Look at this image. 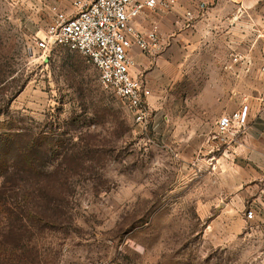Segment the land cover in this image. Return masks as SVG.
Returning a JSON list of instances; mask_svg holds the SVG:
<instances>
[{
  "label": "rangeland",
  "instance_id": "1",
  "mask_svg": "<svg viewBox=\"0 0 264 264\" xmlns=\"http://www.w3.org/2000/svg\"><path fill=\"white\" fill-rule=\"evenodd\" d=\"M82 1L0 0V230H18L4 237L15 264H264V0L160 14L179 23L158 30L176 61L146 129L85 56L36 48ZM244 104L246 134H220ZM32 142L29 167L18 151Z\"/></svg>",
  "mask_w": 264,
  "mask_h": 264
},
{
  "label": "built area",
  "instance_id": "2",
  "mask_svg": "<svg viewBox=\"0 0 264 264\" xmlns=\"http://www.w3.org/2000/svg\"><path fill=\"white\" fill-rule=\"evenodd\" d=\"M75 12L68 15L57 12L54 23L44 38H36L38 50L49 53L61 47L85 56L99 73L100 84L113 90L123 102L135 123L146 129L150 119L148 98L151 93L139 78L132 76L131 52L138 48L152 56L165 38L154 25L148 31H139L134 21L144 12L170 13L175 0H93L77 2ZM194 19L187 13L184 22ZM264 74V65L261 68ZM257 114L264 111V95L257 99ZM251 108L244 104L236 112L222 116L216 123L219 133L229 134L238 129L246 134Z\"/></svg>",
  "mask_w": 264,
  "mask_h": 264
},
{
  "label": "crops",
  "instance_id": "3",
  "mask_svg": "<svg viewBox=\"0 0 264 264\" xmlns=\"http://www.w3.org/2000/svg\"><path fill=\"white\" fill-rule=\"evenodd\" d=\"M152 13L155 12L146 11L134 21V25L139 31H148L153 25H157L160 32L163 33V30L166 31L170 29L169 27H173V24L175 23L173 15L160 16V14L162 15L164 13L159 12L157 14L160 19L157 20ZM165 25H168V28H165ZM176 25L178 26L179 23ZM173 54L175 55L174 46L167 43L166 40L161 43L152 56L145 55L138 48H134L131 52L133 62V67L131 69L132 76L142 80L145 84V88L151 92L150 89L153 87V82L159 83L163 80L165 67L168 65L167 59L170 58V61L173 63L176 61ZM252 111L254 112V109L251 108V113ZM255 111L257 110L255 109ZM259 119L260 122L257 121L253 123L254 131L262 133L264 131V115H262Z\"/></svg>",
  "mask_w": 264,
  "mask_h": 264
},
{
  "label": "trees",
  "instance_id": "4",
  "mask_svg": "<svg viewBox=\"0 0 264 264\" xmlns=\"http://www.w3.org/2000/svg\"><path fill=\"white\" fill-rule=\"evenodd\" d=\"M9 138V137H8ZM12 138V140L11 141H14L12 144L14 145V147H15V149H16V151L17 150H19V147H20V144L19 145H17L18 144V141H16V136H12V137H10V139ZM33 143V142H32ZM35 148H37V146H36V144L35 143H33V144H30V145H28V147L27 148H22V151H18V152H20V156L22 155V158H24L25 159V164L27 165V166H29V167H32L33 166V164H34V153H35ZM8 174H7V172H4V176H3V179H8V176H7ZM4 184H6L5 182H4ZM2 206H4V204L2 205V202H0V210H1V208H2ZM19 207H21V205H19V206H17L15 209L16 210H19ZM7 212L9 211V209L8 210H6ZM1 225V224H0ZM11 228V227H10ZM16 230V229H14V228H11V229H8V231H11V234L12 233H15L14 231ZM8 231H6V228L5 229H2V231L0 230V258H3V260L4 261H6L5 263L7 264H15L16 262H15V260H14V258H12V254H14L13 253V251H10L9 252V248L10 247H12V246H10L8 243H6V241L4 240V237H6V235H7V232ZM16 231H18V230H16ZM1 232H3V236L1 235ZM10 233V232H9ZM5 235V236H4ZM15 247H17L16 245H14ZM13 250H14V248H13ZM1 264V263H0Z\"/></svg>",
  "mask_w": 264,
  "mask_h": 264
}]
</instances>
